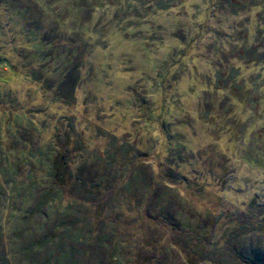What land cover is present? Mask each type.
Wrapping results in <instances>:
<instances>
[{
  "label": "rangeland",
  "instance_id": "obj_1",
  "mask_svg": "<svg viewBox=\"0 0 264 264\" xmlns=\"http://www.w3.org/2000/svg\"><path fill=\"white\" fill-rule=\"evenodd\" d=\"M23 248L264 264V0H0V264Z\"/></svg>",
  "mask_w": 264,
  "mask_h": 264
},
{
  "label": "trees",
  "instance_id": "obj_2",
  "mask_svg": "<svg viewBox=\"0 0 264 264\" xmlns=\"http://www.w3.org/2000/svg\"><path fill=\"white\" fill-rule=\"evenodd\" d=\"M33 253L34 252H33L32 248H27V249L23 248L22 255H23L24 260L22 263L23 264H57L55 261L54 262L49 261L47 256L36 259V257L34 256ZM62 255L63 256L61 257V259L59 257V259L61 260V263L59 262L58 264H65L64 258H66L68 256V254H67V252H64ZM6 263L7 262L5 261V264Z\"/></svg>",
  "mask_w": 264,
  "mask_h": 264
}]
</instances>
